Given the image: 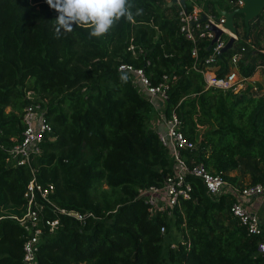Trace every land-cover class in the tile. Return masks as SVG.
Instances as JSON below:
<instances>
[{"label": "trees", "instance_id": "16d2710c", "mask_svg": "<svg viewBox=\"0 0 264 264\" xmlns=\"http://www.w3.org/2000/svg\"><path fill=\"white\" fill-rule=\"evenodd\" d=\"M130 2L133 19L121 18L96 38L80 26L57 33L58 14L46 0H0V264H23L30 229L19 217L27 212L25 192L34 175L55 184L50 197L61 207L92 212L84 219L66 215L38 192L45 216L60 220L54 233L43 235L39 264H264L258 247L264 235L249 234L232 215L231 193L210 194L196 175H187L191 194L172 213H150L139 189L162 184L176 160L150 126L161 103L139 91L119 65L144 67L153 82L164 73L177 75L166 114L175 108L186 136L197 143L182 155L236 183L232 172L246 158L256 160L250 182L264 180V78L239 93L206 87L192 66V42L180 32V6ZM216 3L222 6L212 0L215 12ZM226 55L220 72L229 68ZM242 65L246 74L255 73L254 62ZM30 89L46 108L52 138L31 165L17 166L3 146L22 136Z\"/></svg>", "mask_w": 264, "mask_h": 264}, {"label": "built area", "instance_id": "2783aa9c", "mask_svg": "<svg viewBox=\"0 0 264 264\" xmlns=\"http://www.w3.org/2000/svg\"><path fill=\"white\" fill-rule=\"evenodd\" d=\"M171 1L168 0V2ZM229 1L233 4L231 8L222 7L232 10L244 4V0ZM174 3L180 6V32L192 42L191 54L194 57L192 66L202 73L206 87L232 90L239 93L245 90L249 83H255L254 74L257 71L264 74V37L258 42L253 35L247 36L246 41L237 47V41L244 38L247 31L245 32L236 20L237 32H233L226 26V17L223 14H219L220 16L216 18L215 13L209 12L198 4L188 8L181 0ZM204 12L206 13L205 18ZM260 14L264 16V8ZM259 15L253 20L257 21ZM213 25L219 26L222 33L211 44L216 36ZM231 36H235L233 46L229 49L232 52L227 54L228 50L223 53L222 48ZM209 45L211 46L209 47ZM203 49H207L208 53L203 54ZM247 52H253V54L247 56ZM257 54L260 55L259 58H256ZM223 55L227 56L229 68L220 72L222 68L220 59L223 58ZM244 62L256 64V71L253 75L243 71L242 63ZM119 69L129 71L133 75L139 91L152 102H160L161 107H165L164 104L170 97V89L177 78L176 74L164 73L158 82H153L144 67L123 62L119 65ZM253 88L257 90L258 85H254ZM27 96L29 100L23 115L22 136L11 146H3L8 152V161L17 166L31 165L33 156L42 151V142L52 138L53 125L47 118L45 106L37 100L34 90H28ZM163 117L165 129L158 130L159 137L162 143L170 148L176 162L173 171L166 176L162 184H152L139 189L140 195L144 196L149 204L150 213L154 214L157 211L172 213L174 206L181 198L190 196L192 184L187 179V175L193 174L203 180L210 194L220 196L223 193H231L233 195L230 206L232 215L238 219L249 234L264 235V216L251 206L254 198L260 199L264 203V180L255 183H236L226 178L222 171L211 170L204 161H197L196 159L189 161L182 155L181 150L183 148L192 150L197 146V143L188 138L183 131L180 114L173 108L169 115L164 112ZM32 171L35 172L34 167H32ZM54 189L55 184L53 182L43 184L37 180L35 175L27 185L25 195L28 198V208L27 212L19 217L30 229V234L24 242L23 264H39L38 252L44 239L43 235L46 232L54 233L60 223L59 217L45 216L46 203L37 199L38 192L48 204L53 206V210L79 219H84L87 214L92 213H82L78 210L61 207L50 197ZM162 229L164 230V227Z\"/></svg>", "mask_w": 264, "mask_h": 264}, {"label": "clouds", "instance_id": "9594fccd", "mask_svg": "<svg viewBox=\"0 0 264 264\" xmlns=\"http://www.w3.org/2000/svg\"><path fill=\"white\" fill-rule=\"evenodd\" d=\"M58 14L54 20L56 31L72 32L74 26L90 30V36L104 37L121 18L133 19L130 0H46ZM142 10L138 9L139 15ZM126 79V77H122Z\"/></svg>", "mask_w": 264, "mask_h": 264}, {"label": "rangeland", "instance_id": "374dc122", "mask_svg": "<svg viewBox=\"0 0 264 264\" xmlns=\"http://www.w3.org/2000/svg\"><path fill=\"white\" fill-rule=\"evenodd\" d=\"M214 1L220 2V4L224 7H230L231 8L233 6V4L229 0H214ZM211 2H212V0H189L190 6H193L194 4H198V5L202 6L204 9L208 10L209 12L215 13V17L218 18L220 15H219V13H217L213 10V6H212ZM176 6H177V4H176ZM243 16L244 15L241 13H238L235 15V20L241 27H243V24H244V17ZM251 26H252V28H251L252 35L255 37V39L258 42H260L264 37V16L260 14L258 17V20L252 22ZM246 38H247V35H244V38L237 41L236 46L238 47L242 42H244L246 40ZM231 52H232V50H229L227 52V54H230ZM252 54H253V52H247L246 53L247 56H251ZM259 57H260V55L257 54L256 58H259ZM262 77L264 78V74L261 73L260 71H257L254 74V79H256V80L263 81ZM9 109H10V106L7 107V110H9ZM162 110H164V112L166 113V105ZM204 129H205V126H202L201 131H203ZM241 162H242L241 167H239L237 171L235 170L233 172H238V174H237L239 176V182L238 183H240V184L249 183L251 181L252 173L255 172V170H256V160H254L252 158H246V159H242ZM259 213H260V215H262L264 212L260 211ZM225 216L231 217L229 215L228 211L225 214ZM218 217H219V219H221V215ZM262 244H264V238L259 243L258 247L260 250H261V248L264 247V245H262Z\"/></svg>", "mask_w": 264, "mask_h": 264}, {"label": "water", "instance_id": "95a60500", "mask_svg": "<svg viewBox=\"0 0 264 264\" xmlns=\"http://www.w3.org/2000/svg\"><path fill=\"white\" fill-rule=\"evenodd\" d=\"M177 0H172L171 2H168V5H172L173 2ZM181 2L186 5L187 0H181ZM215 8L219 14H223L226 17V26L229 27L233 32H237V26L235 23V15L238 13H241L244 15V20H245V26L247 32H249L250 27H251V20L254 19L256 16L259 15V13L263 10L264 8V0H244V4L242 6L236 7L232 10H229L227 8H223L222 6L219 5V3L215 4ZM205 12H204V18H205ZM213 29L216 31V36L211 42L214 43L218 36L222 33V29L217 26L213 25ZM235 41V36H231L226 45L222 48V52H227L230 48H232L233 43ZM211 45H209L210 47ZM264 245V244H262ZM261 247V246H260ZM261 250H264V247L261 248Z\"/></svg>", "mask_w": 264, "mask_h": 264}, {"label": "crops", "instance_id": "0c3cea01", "mask_svg": "<svg viewBox=\"0 0 264 264\" xmlns=\"http://www.w3.org/2000/svg\"><path fill=\"white\" fill-rule=\"evenodd\" d=\"M163 108L161 107V105H157L155 106L154 111L151 114V118H150V126L154 129L158 130H163L165 129V125H164V117H163V113L164 110H162ZM237 171V170H236ZM232 174H238V172H232ZM251 206L253 208H255L256 210L263 211L264 212V203L261 202L260 199H255L252 201ZM260 214V213H259ZM262 216H264V213L262 214Z\"/></svg>", "mask_w": 264, "mask_h": 264}]
</instances>
